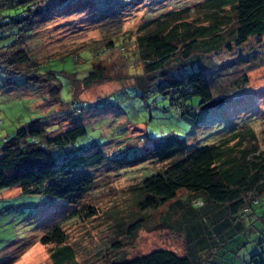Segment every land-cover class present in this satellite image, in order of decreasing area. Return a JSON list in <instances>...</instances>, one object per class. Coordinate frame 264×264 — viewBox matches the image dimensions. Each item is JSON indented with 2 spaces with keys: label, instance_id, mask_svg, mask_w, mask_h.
<instances>
[{
  "label": "rangeland",
  "instance_id": "374dc122",
  "mask_svg": "<svg viewBox=\"0 0 264 264\" xmlns=\"http://www.w3.org/2000/svg\"><path fill=\"white\" fill-rule=\"evenodd\" d=\"M204 1L46 0L50 12L33 20L32 30L21 44L44 69L56 71L60 101L52 97L55 89L50 83L11 87L0 80V143L40 116L51 130L57 127L54 133L84 124L87 134L79 143L103 146L106 152L126 160L146 155L153 142L169 134L197 148L230 129L248 126L264 150V36L249 39L232 51L223 49L210 59L205 57V62L215 64L204 73L208 87L213 99H223V103L211 107L194 123L172 111L166 95L156 92L157 87L148 84L143 90L137 82L144 71L137 38L155 26L144 28L145 24L174 13H181L193 24L203 22ZM9 3L0 0L1 22L8 21L3 16L21 10L19 4L10 7ZM224 13L232 20L231 8ZM234 26L231 23L228 29ZM5 35L0 45L13 40ZM92 63L104 68L105 80L84 87L74 79H81ZM82 104L85 110L73 109ZM168 162L146 157L128 168L109 163L92 169L94 186L76 204L25 196L18 187L0 191V264H53L55 245H44L41 238L54 226L63 231L65 244L74 252L72 264H108L120 256L131 259L157 249L183 255L182 216L172 211L174 204L168 202L147 212L136 205L141 182ZM184 196L186 193L180 192L176 200ZM77 211L79 217L72 216ZM253 211L255 219L245 216L242 226L216 236L214 241L220 244L209 264L264 262V198ZM142 216L141 229L128 236V225ZM205 223V235L213 238V226Z\"/></svg>",
  "mask_w": 264,
  "mask_h": 264
},
{
  "label": "trees",
  "instance_id": "16d2710c",
  "mask_svg": "<svg viewBox=\"0 0 264 264\" xmlns=\"http://www.w3.org/2000/svg\"><path fill=\"white\" fill-rule=\"evenodd\" d=\"M9 1L10 7L19 4L21 10L2 17L8 21H0V41L7 38L5 33L13 36V40L0 45V80L11 87L50 83L55 89L52 97L60 101L56 71L44 69L21 44L32 30L33 20L50 12L46 0ZM202 6L206 8L203 22L193 24L181 13L168 14L146 23L144 28L148 24L155 26L137 38L144 60L143 76L137 82L143 90L148 84L157 87L156 92L166 95L172 111L180 118L188 116L191 123L210 112V108L203 107L214 100L204 73L215 64L205 62V57L210 59L223 49L232 51L249 39L264 36V0H205ZM226 8L233 11L232 20L224 13ZM231 23L235 26L229 30ZM74 80L90 87L105 80L104 68L92 63L81 79ZM81 108L85 110L86 106L73 109L79 112ZM56 128L51 130L39 116L4 138L0 143V191L18 187L25 196L76 204L94 186L89 172L92 169L109 163L119 169L128 168L146 157L169 160L162 170L141 182L136 205L147 212L168 202L174 204L172 211L182 216L179 230L185 236L184 254L157 249L131 259L120 256L108 264H209L220 244L214 241L216 236L242 226L245 216L255 219L253 206L264 198V150L258 147L256 134L249 126L230 129L197 148L169 134L153 142L146 155L141 152L127 160L106 152L103 146L79 143L87 134L84 124L54 133ZM180 192L186 196L176 200ZM76 215L78 211L72 214ZM205 222L213 226V238L205 235ZM143 223V216L132 220L126 234L134 236ZM41 243L55 245L51 252L53 264L74 262V252L65 244L66 237L59 226L46 232Z\"/></svg>",
  "mask_w": 264,
  "mask_h": 264
},
{
  "label": "water",
  "instance_id": "95a60500",
  "mask_svg": "<svg viewBox=\"0 0 264 264\" xmlns=\"http://www.w3.org/2000/svg\"><path fill=\"white\" fill-rule=\"evenodd\" d=\"M223 103V99L220 100H212L208 104H206L203 108H211Z\"/></svg>",
  "mask_w": 264,
  "mask_h": 264
}]
</instances>
